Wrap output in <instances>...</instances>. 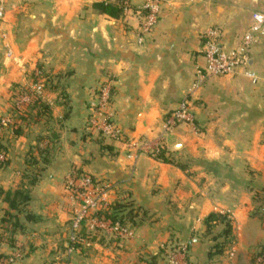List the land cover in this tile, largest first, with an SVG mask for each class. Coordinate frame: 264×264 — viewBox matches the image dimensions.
I'll list each match as a JSON object with an SVG mask.
<instances>
[{"label": "crops", "instance_id": "1", "mask_svg": "<svg viewBox=\"0 0 264 264\" xmlns=\"http://www.w3.org/2000/svg\"><path fill=\"white\" fill-rule=\"evenodd\" d=\"M95 1L0 0L6 45L0 145L7 153L0 168V252L30 242L26 257L14 264H60L63 242L65 250L75 249L72 264H167L160 245L176 235L193 264H255L256 255L264 256V30L254 32L249 61L236 74L194 83L206 63L203 31L216 27L223 46H234L264 0H159L156 25L142 42L137 10L149 0H121L128 8L117 17L100 13ZM35 66L44 107L35 104L16 117L5 106L7 87L28 84L25 72ZM103 80L111 82L108 112L121 130L104 140L85 124ZM184 97L192 102L194 122L163 135L171 162L144 151L130 156L127 141L154 144ZM206 161L225 173L214 174ZM74 167L110 184V207L135 208L131 239L85 238L80 226L83 238L69 243L79 205L64 186ZM24 189L29 199L20 205L21 228L11 237L2 222L10 210L5 193L13 197ZM221 242V252L211 255Z\"/></svg>", "mask_w": 264, "mask_h": 264}, {"label": "built area", "instance_id": "2", "mask_svg": "<svg viewBox=\"0 0 264 264\" xmlns=\"http://www.w3.org/2000/svg\"><path fill=\"white\" fill-rule=\"evenodd\" d=\"M124 10L128 8L126 1L122 2ZM160 10L159 0H149L145 6L138 9L140 17V36L138 42L143 41V35L148 34L154 29ZM4 20V12L0 8V27ZM264 30V10H256L251 15V24L242 34L238 42L232 47H225L220 40V32L216 27H209L202 33L203 55L206 59V67L197 71V80L194 86H199L209 75H234L238 69L247 65L249 61V52L255 42L254 32ZM253 81L256 75L252 71L244 72ZM111 82L102 83L96 93L95 101L92 106V115L88 117V126L95 131H100L107 139L115 138L121 130L112 121L108 112L111 100ZM40 86L34 87V92H39ZM36 96V95H35ZM24 98V99H23ZM21 99L24 103L26 97ZM24 100V101H23ZM194 114L192 102L188 97L182 98L176 106L165 117L162 125V133L157 137L154 144L141 142L140 139H130L127 141V148L131 155L135 157L139 152L144 151L147 154L154 155L160 150H165L163 135L171 131L179 123L193 124ZM6 158V152L0 150V160ZM66 189L72 201H77L79 213L73 219V229L78 230L83 226L86 230L85 238L96 237L105 242L118 243L120 240H128L134 236V228L130 224H122L120 221L112 220L110 217L99 215L100 212L110 211V206L105 200L107 194V185L99 183L90 174L85 173L78 168L73 169L67 179ZM70 242L75 243L80 237L70 236ZM163 252L167 255V264H193L187 256L188 246L184 241L172 240L164 245ZM12 258L0 257V264H8ZM64 264H69L65 262ZM255 264H264V256L258 255Z\"/></svg>", "mask_w": 264, "mask_h": 264}, {"label": "rangeland", "instance_id": "3", "mask_svg": "<svg viewBox=\"0 0 264 264\" xmlns=\"http://www.w3.org/2000/svg\"><path fill=\"white\" fill-rule=\"evenodd\" d=\"M0 8L3 10V12H4V19H5V8H4V6L0 3ZM3 22H4V20H3ZM3 24V23H2ZM26 26H27V24H25ZM28 27V26H27ZM0 59H2V58H4V56H5V54L3 53V50L5 49V47H6V45H4L3 44V42H2V40H4V39H2V38H4V37H2L3 36V34H2V25H1V27H0ZM15 41H16V43L18 44L19 43V39L18 38H15ZM19 44H21V43H19ZM4 48V49H3ZM39 51H41V50H39ZM34 54H35V52H33L32 53V57L34 56ZM41 55H40V53L38 54V56H36L37 58H39ZM2 63V62H1ZM206 65H207V63H205V65H204V67H206ZM41 68L39 67V68H37V66H35V68L34 69H31V70H28V71H26L25 72V74H27L28 73V75H26V76H28L27 77V80H28V84H23V85H21V84H19L18 82H16V81H14V82H12L11 83V85H9L7 88V97H8V100L7 101H5L7 104H5V106H7V110H10V111H12L13 113H15L16 114V117H20L21 115H23L24 113H26L27 112V110H29V108L31 107V105H32V101L34 100V99H37V98H39L40 99V97H41V94H42V92H43V87L44 86H42V83H43V80H41L42 78H41V76H40V74H41V70H40ZM43 70V69H42ZM30 71V72H29ZM45 71V70H44ZM43 71V72H44ZM2 70H1V67H0V74H2ZM31 73V74H30ZM215 76H221V75H209L208 76V78H207V82L211 79V78H213V77H215ZM105 82H109V80H103L102 81V83H105ZM246 82H247V84L248 85H252V81H250V80H246ZM102 83H100V84H98L97 86H95V94L98 92V90H99V87L101 86V84ZM36 86H40V89L38 90L39 92L37 93V92H34V87H36ZM112 87V86H111ZM113 93V91L111 92V94ZM36 95V96H35ZM23 97H26V100L24 101V103H21V99L23 98ZM24 99V98H23ZM111 102H112V96H111V100H110V104H111ZM110 106V105H109ZM92 109H94L93 108V106H92ZM90 115H92V112H91V114ZM113 121V120H112ZM85 124H86V126H87V124H88V118H87V120H86V122H85ZM1 126H2V123L0 122V135H1V133H2V131L3 130H1ZM92 129V128H91ZM97 132V131H96ZM100 132V131H99ZM104 136V135H103ZM105 138H107L106 136H104ZM6 157H7V153H6ZM76 167H74V168H72V170L73 169H75ZM79 169V168H78ZM71 170V171H72ZM79 170H81V169H79ZM81 171H83V172H85V173H88V172H86V171H84V170H81ZM222 173H225V170H223L222 171ZM69 175V174H68ZM68 177V176H67ZM67 179V178H66ZM96 180V179H95ZM96 181H98V180H96ZM99 183H104V184H106L108 187H107V189H109L110 188V184L108 183V182H103V181H98ZM65 186H66V182H65ZM64 186V188H66ZM70 198V197H69ZM72 226H73V223H72ZM84 228V227H83ZM75 233L73 234V235H77V236H79L80 238H83V237H81V235H80V233H79V235H78V233H77V230L75 229V231H74ZM83 233H84V235L86 234V230H85V228L83 229V231H82ZM96 238V237H95ZM69 239H70V237H69ZM68 239V241H69V243H71L70 242V240ZM179 240V241H183V239H181L180 238V236H176V235H173L172 237H170L168 240H166L165 242H163L161 245H160V248L162 249V251H163V248H164V245H166L167 244V242L168 241H172V240ZM11 240V239H10ZM129 240V239H128ZM124 241H126V240H120L119 242L121 243V242H124ZM7 243H9V241L7 242ZM21 243H23V245H19V246H15V248H14V250H12V252H10V253H3V252H0L2 255H5V257H8V258H12V261L10 260L9 261V259H8V264H14L16 261H19L20 259H22L23 257H26V251H27V249H28V246H29V244H30V242H28L27 243V245L26 244H24V242L22 241ZM77 243V242H76ZM75 243V244H76ZM73 244V243H72ZM65 248V246L63 245V242L61 243V246H60V248H57V250H60V252H61V255H60V257H63L62 259H61V261H60V264H64L65 262H68L69 264H72V259H71V257H73V253H74V250L75 249H73V250H69V249H64ZM51 255V254H50ZM50 255H48V256H50ZM187 256L189 257V255H188V253H187ZM258 255H256V257H257ZM163 257H167V255L164 253L163 254ZM7 264V263H6Z\"/></svg>", "mask_w": 264, "mask_h": 264}, {"label": "trees", "instance_id": "4", "mask_svg": "<svg viewBox=\"0 0 264 264\" xmlns=\"http://www.w3.org/2000/svg\"><path fill=\"white\" fill-rule=\"evenodd\" d=\"M92 6L97 9L100 13H104L107 14L109 16L112 17H117L119 16L122 12H123V7H122V2L121 0H113V1H109V0H100V1H95L93 2ZM40 105L41 107L43 104L40 103V99H34L32 101V105ZM97 135L104 140V136L101 132L97 131ZM0 150L6 152L2 145H0ZM154 158L159 159L161 161L164 162H171V160L169 159V157L166 155V151L165 150H160L159 152L155 153L153 155ZM7 162V157L4 160H0V168H2ZM206 165V167L210 168L208 170H211L214 174H223L222 171L224 170V167H221L218 163L215 162H205L204 163ZM180 168L184 169V165L181 164H177ZM32 182V181H31ZM28 190L24 189V190H16L14 192L13 197H10V193L6 192L5 193V201L8 203L9 209L14 212H11L10 210H6L5 212V217L2 219V222L5 223L6 229L5 231L8 232V235L13 237V235L20 230L21 228V224L18 220V213L21 211V207L20 205L23 203H26V201L29 199V196L27 194ZM130 205L128 203H115L113 204L110 208V211H103L100 212L99 215H103L105 217H110L112 218V220H117L120 221V223L122 224H127L129 223V219L132 220L134 216L137 215V213L135 212V208H130L127 212H125L126 207ZM215 215L210 214L208 216L209 219H212ZM27 218H29V216H27ZM8 227V228H7ZM225 233H228L229 231V224L228 222H226V229L224 230ZM12 243L14 241V239L12 238L10 240ZM222 242L221 243H216L214 245V250L210 253L211 255L216 254L221 252L222 250ZM1 256H5L2 255L0 253V257Z\"/></svg>", "mask_w": 264, "mask_h": 264}]
</instances>
